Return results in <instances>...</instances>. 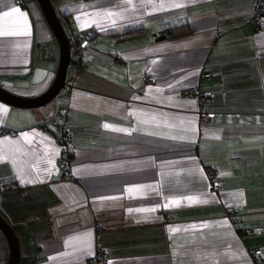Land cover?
<instances>
[{"label": "crops", "instance_id": "1", "mask_svg": "<svg viewBox=\"0 0 264 264\" xmlns=\"http://www.w3.org/2000/svg\"><path fill=\"white\" fill-rule=\"evenodd\" d=\"M52 3L69 40L99 37L84 63L70 64L56 106L0 101V216L21 264H90L100 250L106 264H254L253 248L264 261V32L253 23L255 0ZM11 7L27 13L29 34L0 36V87L32 100L55 81L60 48L36 0H0V12ZM7 24L23 26L16 17ZM182 24L188 35L158 39ZM190 88L211 94V122L182 96ZM63 129L74 143L69 178L58 164ZM228 211L241 216L237 227ZM245 228L261 234L245 238ZM9 257L0 230V264Z\"/></svg>", "mask_w": 264, "mask_h": 264}, {"label": "built area", "instance_id": "2", "mask_svg": "<svg viewBox=\"0 0 264 264\" xmlns=\"http://www.w3.org/2000/svg\"><path fill=\"white\" fill-rule=\"evenodd\" d=\"M17 3L23 5V0H16ZM253 23L258 33L264 32V0H255L253 7ZM99 37V33L96 30H90L85 32H79L72 35L71 52L72 60L78 64H82L86 60L87 52L89 48L96 42ZM212 74H204V77L210 78ZM150 82H154V78L148 79ZM182 96L188 99H196L199 105L198 116L199 121L209 123L213 120L214 114L209 109V104L212 99L211 94L203 92L199 88H190L182 92ZM61 145H62V157L58 164L65 172V177L69 178L70 175V162L73 155V137L67 129H63L61 132ZM206 172L210 179L211 189L213 191H219L222 188L221 179L215 174L212 168H207ZM7 190V186L0 182V194ZM227 218L233 227H237L241 222V216L233 211H228ZM261 230L259 228H245L243 235L245 238L251 236H259ZM250 256L254 264H264L262 259V252L259 248H253L250 250ZM109 260V254L105 250H100L91 260L90 264H106Z\"/></svg>", "mask_w": 264, "mask_h": 264}, {"label": "water", "instance_id": "3", "mask_svg": "<svg viewBox=\"0 0 264 264\" xmlns=\"http://www.w3.org/2000/svg\"><path fill=\"white\" fill-rule=\"evenodd\" d=\"M45 20L56 38L60 48V64L52 86L40 97L32 100L19 98L0 87V101L14 107L33 109L51 103L65 88L68 68L72 62L71 42L56 14L52 0H36ZM0 230L7 238L10 257L8 264H21L20 248L14 230L0 216Z\"/></svg>", "mask_w": 264, "mask_h": 264}, {"label": "snow or ice", "instance_id": "4", "mask_svg": "<svg viewBox=\"0 0 264 264\" xmlns=\"http://www.w3.org/2000/svg\"><path fill=\"white\" fill-rule=\"evenodd\" d=\"M127 3L131 4L132 0H127ZM184 4L181 3H174L172 5H170L171 8H181L184 7ZM155 11H162V10H166L164 5H159L154 7ZM96 15H101V13H97ZM104 16L107 17H116L119 16L120 13H114L111 10L106 11L103 13ZM10 17H16L17 18V23L22 21L23 26L21 28H17L16 30H11L8 27L7 24V20ZM112 23L115 24L116 23V19L112 20ZM28 24H27V13L23 12L20 8L18 7H11L8 11H3L0 12V36H17V35H28ZM171 87V85H170ZM4 111H6V109H4ZM109 125H105V128H109ZM114 131H127L126 129H112ZM23 136V138L30 144L31 141L28 140L29 137V133H22L21 134ZM31 135H35V134H31ZM7 139V138H5ZM49 163H51V161H49ZM140 187V186H138ZM132 189H129V192H131ZM101 199H114V197H102ZM193 198H189V200H192ZM193 202H199V201H193ZM176 203V202H174ZM167 206V205H165ZM129 211H133V209H129ZM135 211L137 212H154L156 211L155 208H138L135 209ZM204 227H207V225H204ZM170 231H179V229H170Z\"/></svg>", "mask_w": 264, "mask_h": 264}, {"label": "trees", "instance_id": "5", "mask_svg": "<svg viewBox=\"0 0 264 264\" xmlns=\"http://www.w3.org/2000/svg\"><path fill=\"white\" fill-rule=\"evenodd\" d=\"M144 32V28H138V29H134V30H130L127 31L123 34L124 37L126 38H131V37H135V36H139ZM190 33V28L188 26V24H182L180 26H176V27H170V28H166L163 31H161L158 34V39L159 40H165V39H173V38H177V37H182V36H186ZM74 61L72 60L71 63H73Z\"/></svg>", "mask_w": 264, "mask_h": 264}, {"label": "rangeland", "instance_id": "6", "mask_svg": "<svg viewBox=\"0 0 264 264\" xmlns=\"http://www.w3.org/2000/svg\"><path fill=\"white\" fill-rule=\"evenodd\" d=\"M62 96V94L60 93L51 103H49L47 106L50 108L51 106H56L57 103L59 102L60 100V97Z\"/></svg>", "mask_w": 264, "mask_h": 264}]
</instances>
